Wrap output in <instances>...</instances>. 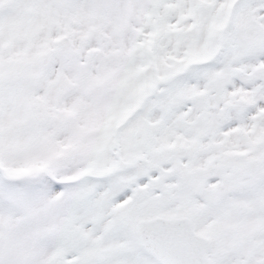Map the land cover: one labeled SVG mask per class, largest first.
<instances>
[{"label":"snow or ice","instance_id":"snow-or-ice-1","mask_svg":"<svg viewBox=\"0 0 264 264\" xmlns=\"http://www.w3.org/2000/svg\"><path fill=\"white\" fill-rule=\"evenodd\" d=\"M0 264H264V0H0Z\"/></svg>","mask_w":264,"mask_h":264}]
</instances>
